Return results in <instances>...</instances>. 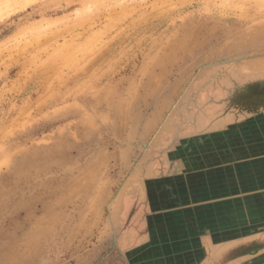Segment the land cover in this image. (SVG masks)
I'll list each match as a JSON object with an SVG mask.
<instances>
[{"label": "rangeland", "instance_id": "1", "mask_svg": "<svg viewBox=\"0 0 264 264\" xmlns=\"http://www.w3.org/2000/svg\"><path fill=\"white\" fill-rule=\"evenodd\" d=\"M258 28L264 0H0V264H147V178L264 78Z\"/></svg>", "mask_w": 264, "mask_h": 264}, {"label": "crops", "instance_id": "2", "mask_svg": "<svg viewBox=\"0 0 264 264\" xmlns=\"http://www.w3.org/2000/svg\"><path fill=\"white\" fill-rule=\"evenodd\" d=\"M224 91L232 95L225 93L217 114L184 136L194 142L182 145L179 161L147 178L150 185L160 178L169 185L166 202L150 206L153 217L166 209L165 219L153 224L155 240L150 229L137 235L140 242L133 240L137 226L129 232L131 243L146 245L147 264H264V78Z\"/></svg>", "mask_w": 264, "mask_h": 264}, {"label": "bare ground", "instance_id": "3", "mask_svg": "<svg viewBox=\"0 0 264 264\" xmlns=\"http://www.w3.org/2000/svg\"><path fill=\"white\" fill-rule=\"evenodd\" d=\"M256 29V28H255ZM259 29V28H258ZM211 31V30H210ZM255 34H254V36H253V39H254V41H253V45L255 44V42H256V40L258 41V40H261V41H264V31H262V29H259V30H256L255 32H254ZM193 35V34H192ZM184 36V35H183ZM190 38V37H189ZM187 41V40H186ZM191 41H194L193 39L191 40ZM197 41V40H196ZM176 44V43H175ZM194 45L196 44V43H193ZM192 44V45H193ZM173 45V44H172ZM256 46V45H255ZM260 46V45H259ZM258 47V46H257ZM190 48H193V46H191ZM172 49V48H171ZM176 49V48H175ZM181 49V48H180ZM198 49V48H197ZM200 49V48H199ZM182 50V49H181ZM173 51V50H172ZM176 51H178V50H176ZM175 51V52H176ZM198 51V50H197ZM171 52V51H170ZM173 54V53H172ZM171 54V55H172ZM185 55V54H184ZM169 56V55H168ZM167 58V57H166ZM168 60H169V58H168ZM169 62H171V61H169ZM157 63H159V61L157 62ZM168 63V62H167ZM161 65H163V64H161ZM264 68V67H263ZM258 72H260V70L258 71ZM157 78V77H156Z\"/></svg>", "mask_w": 264, "mask_h": 264}]
</instances>
